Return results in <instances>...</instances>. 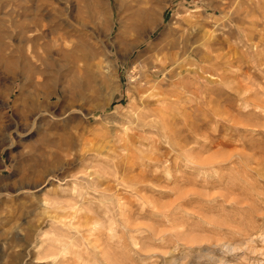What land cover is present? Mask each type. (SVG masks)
<instances>
[{"label":"rangeland","instance_id":"obj_1","mask_svg":"<svg viewBox=\"0 0 264 264\" xmlns=\"http://www.w3.org/2000/svg\"><path fill=\"white\" fill-rule=\"evenodd\" d=\"M0 264H264V0H0Z\"/></svg>","mask_w":264,"mask_h":264},{"label":"bare ground","instance_id":"obj_2","mask_svg":"<svg viewBox=\"0 0 264 264\" xmlns=\"http://www.w3.org/2000/svg\"><path fill=\"white\" fill-rule=\"evenodd\" d=\"M151 13H150V11H148V10H143V11H140L139 12V19H141V20H137V22L134 24V28H135V30H137L138 32H143V31H145L153 22H152V16L150 15ZM145 15V16H144ZM35 24H36V22H35ZM25 27V29H26V32L28 31V27L29 26H24ZM23 28V27H22ZM30 28V27H29ZM25 29H23L24 31H25ZM22 31V30H21ZM120 35V34H119ZM122 37V36H121ZM120 37V41L119 42H122V46H124V47H122V46H120L121 48H123V50H125V49H128V47L129 46H131L132 45V43L134 42V41H136L135 39H132L133 37H131V36H127V37H123V38H121ZM28 38V37H27ZM31 38V37H30ZM118 38V37H117ZM33 39V38H32ZM119 39V38H118ZM29 40H31V39H29ZM132 41V42H131ZM27 46V50L25 51V48H24V51H25V54H28V56H29V50L31 49V46L29 45V44H27L26 45ZM33 46H35V45H33ZM32 48H34V47H32ZM111 60V59H110ZM26 65H28V66H32V62H31V60L29 59V60H27V62H26ZM30 69V68H29ZM31 70V69H30ZM52 73V72H51ZM58 77L59 76H54V79L51 81V83L52 84H55V83H57V80H58ZM104 79V78H103ZM42 84V86H47L48 85V83L46 84V82L45 83H41ZM50 85V84H49ZM50 87V86H49ZM50 92V91H49ZM49 92H46L45 93V95H44V97L45 96H49ZM31 102V101H30ZM12 224V223H11Z\"/></svg>","mask_w":264,"mask_h":264},{"label":"crops","instance_id":"obj_3","mask_svg":"<svg viewBox=\"0 0 264 264\" xmlns=\"http://www.w3.org/2000/svg\"><path fill=\"white\" fill-rule=\"evenodd\" d=\"M119 1V0H118ZM117 7L119 8V5H117Z\"/></svg>","mask_w":264,"mask_h":264}]
</instances>
